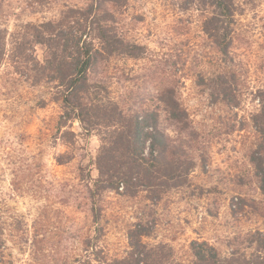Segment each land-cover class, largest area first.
Listing matches in <instances>:
<instances>
[{
    "label": "rangeland",
    "instance_id": "1",
    "mask_svg": "<svg viewBox=\"0 0 264 264\" xmlns=\"http://www.w3.org/2000/svg\"><path fill=\"white\" fill-rule=\"evenodd\" d=\"M209 2L127 0L111 8L118 32L142 46V56L115 55L98 65L93 78L127 113L157 111L159 126L182 147V154H167L169 163L154 169L152 186L134 181L98 188V133L76 121L69 127L73 144L66 143L54 85L34 86L9 62L2 65L0 264H80L94 247L114 260L129 251V233L138 225L150 230L147 244L166 245L176 262L193 261L195 241L215 247L222 259L264 255L257 162L264 161V0L235 2L228 55L206 31L214 11ZM86 5L0 0V22L13 32ZM35 55L43 60L45 48L37 46ZM169 88L188 112L183 131L169 122L160 101ZM62 155L70 156L68 163H58Z\"/></svg>",
    "mask_w": 264,
    "mask_h": 264
},
{
    "label": "trees",
    "instance_id": "2",
    "mask_svg": "<svg viewBox=\"0 0 264 264\" xmlns=\"http://www.w3.org/2000/svg\"><path fill=\"white\" fill-rule=\"evenodd\" d=\"M82 8H68L60 19L41 24L28 23L10 32L0 22V68L9 62L16 73L26 76L32 85L53 84L57 100L63 105L59 121L62 139L73 144L75 132L70 125L78 121L87 133L96 132L101 147L96 159L101 189H118L136 181L141 186H152L154 169L159 163H169V157L182 154V147L159 126V113L134 111L127 113L120 105L107 99V86L93 78L99 64L115 55L130 58L142 56V46L127 41L114 24L111 8L125 6L127 0H86ZM237 0H210L214 7L206 22V31L224 55L231 47V28ZM45 48L43 60L35 55L37 46ZM106 93V94H105ZM168 120L180 131L188 128V112L176 98L174 89L160 95ZM149 148V155H145ZM157 156L152 160L153 156ZM58 158L59 164L71 159ZM261 188L264 191V161H258ZM96 212V220L99 213ZM96 221V222H97ZM2 224L0 222V250ZM150 230L138 225L129 233L130 249L125 256L107 260L94 247L88 250L80 264H264V255L252 261L222 259L216 248L206 242L191 245L193 261L176 262L164 244L150 246L144 241ZM259 241V240H258ZM263 246L264 238L259 241ZM92 240H88L87 249ZM79 262V260H78Z\"/></svg>",
    "mask_w": 264,
    "mask_h": 264
}]
</instances>
